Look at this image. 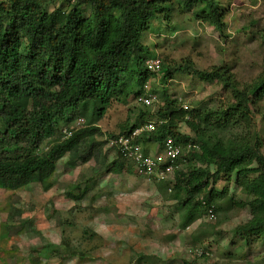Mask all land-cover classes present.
Returning a JSON list of instances; mask_svg holds the SVG:
<instances>
[{"label":"trees","instance_id":"obj_1","mask_svg":"<svg viewBox=\"0 0 264 264\" xmlns=\"http://www.w3.org/2000/svg\"><path fill=\"white\" fill-rule=\"evenodd\" d=\"M222 1L184 0L183 8L223 34ZM54 2L0 0V189L17 191L29 184H45L67 154L82 164L95 158L99 152L95 136L100 132L96 124L113 102L126 104L129 97L136 99L144 85L161 72H165L163 82L181 73L207 84H221L230 91L229 104L217 110L185 112L163 90L154 130L141 134L136 143L147 149L171 138L183 146H198L184 158L186 168L174 174L175 196L183 193L179 202L182 229L202 217L203 210L207 217L211 211L212 218L226 211L216 204L225 191L207 187L234 178L248 197L244 204L250 213L235 234L246 244L254 238L264 239V155L261 139L252 131L253 105L264 97V73L252 84L239 87L228 67L197 70L190 62L166 66L141 38L153 20H169L171 0H62L50 10ZM82 8L89 9L87 17ZM155 58L161 60L156 74L145 65ZM147 116L142 113L137 122L123 124L119 135L110 138L130 136ZM58 121L65 125L82 121L85 126L68 128L70 135L66 136ZM179 122L193 131V137L178 131ZM228 127L242 133L227 137ZM45 144L48 149L43 151ZM118 157L108 171L123 170L127 162ZM86 192L87 188L79 196H68L81 200ZM228 203L244 205L233 198Z\"/></svg>","mask_w":264,"mask_h":264},{"label":"rangeland","instance_id":"obj_2","mask_svg":"<svg viewBox=\"0 0 264 264\" xmlns=\"http://www.w3.org/2000/svg\"><path fill=\"white\" fill-rule=\"evenodd\" d=\"M54 1L50 10L62 3ZM171 1L169 20H153L141 38L166 66L190 62L197 70L228 67L239 87L252 84L264 73V0H223V34L197 21L192 11L183 8L184 0ZM81 13L87 17L89 9L82 8ZM164 74L149 80L151 91L157 92L152 107L139 105L132 96L126 104L110 105L96 124L100 132L95 136L99 147L95 158L82 164L67 154L45 184H29L17 191L0 189V264H264V239L246 244L235 234L250 213L244 204L248 197L234 178L207 187L225 191L216 204L226 211L215 218L210 214V219L203 210L202 217L182 229L179 202L183 193L176 197L172 176L164 180L138 176L129 163L121 172L108 171L120 158L107 140L119 135L123 124L137 122L142 113L148 115L144 123H156L163 90L185 112L217 110L229 104L230 91L217 82L207 84L181 73L163 82ZM253 108L252 131L259 135L264 155V97ZM84 126L82 121L69 125L58 121L62 133ZM177 129L194 135L185 123H177ZM241 133L231 127L224 132L227 137ZM138 145L145 153L155 150ZM47 149L46 144L41 147ZM85 188L81 200L68 196H79ZM230 198L244 205H229ZM196 249L204 251L198 255Z\"/></svg>","mask_w":264,"mask_h":264},{"label":"built area","instance_id":"obj_3","mask_svg":"<svg viewBox=\"0 0 264 264\" xmlns=\"http://www.w3.org/2000/svg\"><path fill=\"white\" fill-rule=\"evenodd\" d=\"M145 65L148 71L156 74L161 69V60L159 58L151 59ZM135 100L139 105L150 108L157 102V97L151 92L150 85L147 83L144 85L141 95ZM154 125L155 122L146 121V123L135 129L130 136L110 138L107 142L112 149L118 152L121 159L130 164V168L138 176L141 175L149 179L156 178L157 180L168 179L170 176L174 178L175 172L182 168L184 158L187 157L185 155L198 150V146L192 144L183 146L180 143H175L173 139L167 138L161 144L151 146L155 147L153 153L148 151L145 153L136 143V139L143 133L153 131ZM65 135L69 136L70 133L67 132ZM209 213L211 214V211Z\"/></svg>","mask_w":264,"mask_h":264}]
</instances>
